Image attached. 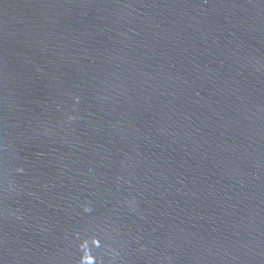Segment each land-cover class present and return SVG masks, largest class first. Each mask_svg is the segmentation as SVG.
Here are the masks:
<instances>
[{"label":"water","instance_id":"95a60500","mask_svg":"<svg viewBox=\"0 0 264 264\" xmlns=\"http://www.w3.org/2000/svg\"><path fill=\"white\" fill-rule=\"evenodd\" d=\"M0 264H264V0H0Z\"/></svg>","mask_w":264,"mask_h":264}]
</instances>
